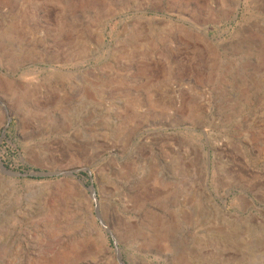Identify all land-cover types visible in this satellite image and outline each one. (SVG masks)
Wrapping results in <instances>:
<instances>
[{"label":"rangeland","instance_id":"374dc122","mask_svg":"<svg viewBox=\"0 0 264 264\" xmlns=\"http://www.w3.org/2000/svg\"><path fill=\"white\" fill-rule=\"evenodd\" d=\"M0 83V264H264V0H0Z\"/></svg>","mask_w":264,"mask_h":264},{"label":"water","instance_id":"95a60500","mask_svg":"<svg viewBox=\"0 0 264 264\" xmlns=\"http://www.w3.org/2000/svg\"><path fill=\"white\" fill-rule=\"evenodd\" d=\"M4 137V135H2L1 139ZM0 170H3V172H5L7 175L13 176V177H39V178H45V177H50L51 174H47V173H31V174H18V173H14V172H10L7 171L0 163Z\"/></svg>","mask_w":264,"mask_h":264},{"label":"bare ground","instance_id":"6f19581e","mask_svg":"<svg viewBox=\"0 0 264 264\" xmlns=\"http://www.w3.org/2000/svg\"><path fill=\"white\" fill-rule=\"evenodd\" d=\"M2 83H0V85H1ZM4 85V84H3ZM6 86V85H5ZM0 88H1V86H0ZM56 228V227H55ZM58 229V228H57Z\"/></svg>","mask_w":264,"mask_h":264}]
</instances>
